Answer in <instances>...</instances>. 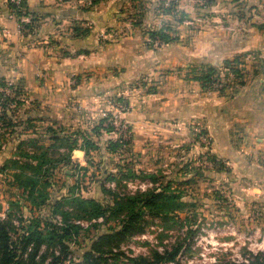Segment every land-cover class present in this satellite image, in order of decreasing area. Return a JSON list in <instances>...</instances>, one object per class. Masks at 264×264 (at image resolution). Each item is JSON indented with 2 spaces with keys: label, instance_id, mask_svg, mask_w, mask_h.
Segmentation results:
<instances>
[{
  "label": "rangeland",
  "instance_id": "rangeland-1",
  "mask_svg": "<svg viewBox=\"0 0 264 264\" xmlns=\"http://www.w3.org/2000/svg\"><path fill=\"white\" fill-rule=\"evenodd\" d=\"M82 1L88 7H94L109 0ZM129 2L122 11L125 24L121 29L124 31L133 28L148 29L143 20L146 13L155 11V14L160 16L175 15V7L178 5V0ZM10 3L11 0H6L10 14L18 19L21 30L24 31V26L35 16L29 13L32 17L25 15L19 18L17 11L9 7ZM152 3H155V6ZM162 25L159 30L170 24ZM32 26L33 30L28 29L26 34L29 35L40 27L39 20ZM89 26H81L84 33L91 31ZM113 38L115 35L111 39ZM149 43L147 47H150ZM154 45L155 43L152 48ZM155 46L159 49L162 45ZM78 52L71 56H77ZM17 58L18 55L12 53L10 62L3 63L0 58V64L9 65L13 70L17 66ZM240 58L238 69L245 73L243 78L236 79V75L222 64L219 67L220 79L210 89L203 91L208 95L216 94L227 99L235 97L243 89L241 81H246L247 85L253 80V66L258 60H264V57L255 52ZM189 73L188 71L187 74ZM163 74L156 78L143 73L135 78L131 77L132 72L124 67L86 71L79 74V81L78 75L71 78L70 87L72 91L76 90L75 96L66 99L62 95H56L55 101L46 105L36 98L35 89L41 87L40 81L26 85L22 82L6 81L0 76L6 84L4 89L0 86V91L6 89L8 94L18 91L22 95L20 99L25 100L24 105L20 107L19 117L29 112L37 119L40 135L36 138H49V127L62 133V136L80 130L87 132L88 137L98 147V150L90 152L89 156H78L73 152L71 160L66 158L67 152L64 150L51 152L53 167L56 168L44 190L49 192V199L42 208L36 209L25 200L27 195L22 196L23 192L18 190L13 176L20 173L16 171L13 163L18 154V143L29 139L30 136L18 139L16 135L0 129V218H6L10 223L14 248L20 249L22 246L25 232L31 227L29 221L47 219L57 228H65L68 225L71 227L77 222H82L85 226L79 225L81 230L77 237L72 236V240L67 242L68 255L72 256V261L77 260L89 249L91 239L96 234L107 231L126 219L125 212L118 216L117 212L112 210L115 207L112 194L123 198L163 191L176 197L171 210L167 215L159 216L145 212V234L130 238L122 244L121 251L127 257H143L153 261L156 252L164 255L166 251H177L176 263L172 264L247 261L264 263V154L247 157L245 169L242 167L245 170L243 173V169L213 151L214 142L209 131L204 125L195 123L189 127L197 128V149L189 146L187 151L184 150L185 153L175 154L173 158L166 153L164 147H161L154 157L152 154H149V157H141L133 151L132 128L127 118L133 111V100L158 94L163 85ZM188 78L191 80L189 76ZM92 79H95L94 83L87 85ZM221 89L225 90L223 94L219 92ZM67 115L74 116L77 119L76 124L61 123L63 120H60L59 116L66 119ZM106 118V124L111 123L116 129L115 132L106 133L99 129L101 121ZM61 129H65L64 134ZM202 136L209 139L210 144L207 147L200 142ZM118 139L122 140L119 149L112 153L109 151V141ZM26 149L28 153L33 151L30 145H26ZM74 197L94 199L102 203L108 208L106 220H84L85 214L75 205L72 200ZM58 202L61 204L54 212V205ZM57 248L59 250V246ZM43 251L45 250H42L41 255ZM109 264L131 263L123 257L110 260Z\"/></svg>",
  "mask_w": 264,
  "mask_h": 264
},
{
  "label": "crops",
  "instance_id": "crops-1",
  "mask_svg": "<svg viewBox=\"0 0 264 264\" xmlns=\"http://www.w3.org/2000/svg\"><path fill=\"white\" fill-rule=\"evenodd\" d=\"M25 1L27 12L40 24L29 35L10 14L6 0H0L1 62H8L12 53L18 55L15 69L0 64V76L26 85L40 81L35 94L43 105L55 101L56 95L75 96L71 78L86 71L124 67L135 78L143 73L158 78L165 73L158 94L133 100L127 118L134 152L154 157L164 147L173 158L189 146L197 149V128L189 127L195 123L209 131L213 151L240 169L247 165V157L264 154V74L230 99L206 94L187 74L192 65L221 67L226 60L250 52L264 57V0H211L208 4L178 0L175 15L149 11L143 18L148 29L126 31L121 29L122 11L129 0H109L94 7L82 0ZM161 24H170L168 33L177 40L159 49L147 47L148 32L159 30ZM88 25L91 31L83 33L81 26ZM80 50L87 53L71 56ZM68 116H59L61 123L76 124L77 119ZM75 153L84 156L80 150Z\"/></svg>",
  "mask_w": 264,
  "mask_h": 264
},
{
  "label": "trees",
  "instance_id": "trees-1",
  "mask_svg": "<svg viewBox=\"0 0 264 264\" xmlns=\"http://www.w3.org/2000/svg\"><path fill=\"white\" fill-rule=\"evenodd\" d=\"M20 1V6L10 3L9 7L17 11V16L19 18L30 15L26 12V1ZM36 21L37 19L32 17L30 23L24 26V29L32 31V24ZM169 31H171L170 27H162L158 31L149 32V46L152 47L157 41L160 45H167L176 41V38L169 35ZM84 32L85 31H83V33ZM83 53L84 52L79 51L77 55ZM241 56H237L233 60H226L223 63L226 68H229L232 73L236 75V79L243 78L245 74L242 69H238ZM253 70L254 77L263 75L264 60H258L256 65L253 66ZM219 71V67L207 64H196L190 66L189 77L191 80L200 82L203 90H208L220 79ZM77 80H80V75L77 76ZM240 85L242 87L246 86V81H241ZM0 86H2L3 89L6 88V84L2 79H0ZM219 92L223 94L225 90L221 89ZM20 96L22 95L19 94L18 91L11 94H8L6 89L0 91V129H3L8 134L16 135L18 139L23 136H30L29 139L21 140L18 143L16 149L18 154L13 163L17 168L16 171H20V173H15L13 176L16 179L18 190L23 192L22 196L27 195L25 200L32 204V208L40 209L49 199V192H44V190L56 168L53 167L54 161L50 157L51 152L64 150L67 152L66 158L71 160L72 153L77 150L84 152L85 156H89L90 152L98 150V147L88 137L87 132L80 130L62 136V133L60 134L56 129H53V127H49L47 129L48 134H50L49 138L46 140L40 137L36 138V136L40 135L37 130V119L29 112L24 113L23 117H19L20 107L25 103V100L20 99ZM107 120L108 118L101 121L99 129H102L106 133L115 132L116 129L112 127L111 123L106 124ZM94 129L96 131L98 130L96 128ZM60 131L64 134L65 129H61ZM121 141V139L109 141V151L112 153L117 152ZM45 143L48 144L45 145ZM26 145H30L33 151L28 153ZM59 155L62 156L61 154ZM66 158L63 159L65 160ZM5 170L6 168L2 173L5 172ZM112 196L113 203L115 204L112 210L115 213L117 212L118 216L125 212L126 219L121 221L117 226L96 234L91 239V246L81 257L80 263L76 264H109L110 260L123 257L128 259L131 264L176 263L177 251H166L164 255L156 252L154 257L155 260L151 261L143 257H127L126 254L120 250L122 244L128 239L145 234V212H149L152 216L167 215L176 197H172L163 191H161V193L151 192L143 195L124 196L123 198H119L116 194H112ZM72 200L76 203L75 205L79 210L85 214L83 216V218H85L84 220L88 222L100 221V219L103 221L106 220L108 208L102 203L94 199L85 200L81 197H74ZM59 204H61V202L54 205V212L59 208ZM29 222L31 227L25 232L26 236L21 241L22 246L20 249H17V247H13L11 241L9 221H7L6 218H0V264H39L40 261L41 264H64L67 260L69 251L67 242L72 240V236L77 237L81 230L80 226L72 225L70 227V225H68L65 228H57L47 219H35ZM58 246L59 250L57 248ZM42 250L45 251H43L41 255ZM115 250H117V252H114ZM219 264L264 263L247 261V263L228 262Z\"/></svg>",
  "mask_w": 264,
  "mask_h": 264
},
{
  "label": "built area",
  "instance_id": "built-area-1",
  "mask_svg": "<svg viewBox=\"0 0 264 264\" xmlns=\"http://www.w3.org/2000/svg\"><path fill=\"white\" fill-rule=\"evenodd\" d=\"M197 3H202V4H208V3H210V1L211 0H195ZM11 3H14V4H16V5H18L19 6V4H20V0H11ZM156 44H159V42L157 41L156 43H155V45ZM214 85V84H213ZM200 142H202V144L204 145V146H208L210 143H209V139H208V137H206V136H202L201 138H200ZM76 225H81L82 227L83 226H85V223H82V222H77V223H75ZM121 248H122V246H121ZM120 250H123V248L122 249H120ZM114 252H117V250H115ZM69 254H70V252H69ZM80 259L81 258H79V259H74V261H72V256H69L68 255V257H67V260L65 261V263L64 264H66V262L68 263V264H76V263H80Z\"/></svg>",
  "mask_w": 264,
  "mask_h": 264
}]
</instances>
